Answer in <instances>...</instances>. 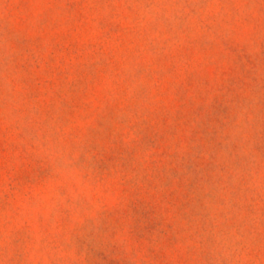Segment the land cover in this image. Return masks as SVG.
Wrapping results in <instances>:
<instances>
[{
  "label": "rangeland",
  "instance_id": "1",
  "mask_svg": "<svg viewBox=\"0 0 264 264\" xmlns=\"http://www.w3.org/2000/svg\"><path fill=\"white\" fill-rule=\"evenodd\" d=\"M0 264H264V0H0Z\"/></svg>",
  "mask_w": 264,
  "mask_h": 264
}]
</instances>
